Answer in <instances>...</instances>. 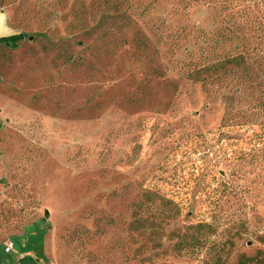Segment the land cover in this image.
I'll use <instances>...</instances> for the list:
<instances>
[{"label":"rangeland","instance_id":"obj_1","mask_svg":"<svg viewBox=\"0 0 264 264\" xmlns=\"http://www.w3.org/2000/svg\"><path fill=\"white\" fill-rule=\"evenodd\" d=\"M0 8L27 34L0 47V239L41 264H264V113L180 71L211 58V0Z\"/></svg>","mask_w":264,"mask_h":264},{"label":"trees","instance_id":"obj_2","mask_svg":"<svg viewBox=\"0 0 264 264\" xmlns=\"http://www.w3.org/2000/svg\"><path fill=\"white\" fill-rule=\"evenodd\" d=\"M249 2L211 0L215 24L207 39L211 58L183 63L180 71L192 83H202L203 91L212 98L220 97L225 110L241 111L251 119L264 113V1L254 5ZM26 38V33L13 30L0 37V47L16 50ZM37 232L39 236L46 233L43 229ZM251 262L241 259L238 264Z\"/></svg>","mask_w":264,"mask_h":264},{"label":"crops","instance_id":"obj_3","mask_svg":"<svg viewBox=\"0 0 264 264\" xmlns=\"http://www.w3.org/2000/svg\"><path fill=\"white\" fill-rule=\"evenodd\" d=\"M0 11H3V10L0 8ZM5 27L11 30L9 34L4 35V36H8L12 33L13 30L9 27L7 23V19L5 20ZM0 183H1V180H0ZM21 236L22 234L19 235L18 237H21ZM8 241L13 242L14 244V249L11 252H6L5 250L6 243ZM40 256L43 257L42 255ZM0 264H41V260L36 259L32 252L30 253L21 252V250H19V248L17 247L15 241H12L10 239H0Z\"/></svg>","mask_w":264,"mask_h":264},{"label":"clouds","instance_id":"obj_4","mask_svg":"<svg viewBox=\"0 0 264 264\" xmlns=\"http://www.w3.org/2000/svg\"><path fill=\"white\" fill-rule=\"evenodd\" d=\"M7 19V13L0 11V37L10 33V29L5 27V20Z\"/></svg>","mask_w":264,"mask_h":264},{"label":"built area","instance_id":"obj_5","mask_svg":"<svg viewBox=\"0 0 264 264\" xmlns=\"http://www.w3.org/2000/svg\"><path fill=\"white\" fill-rule=\"evenodd\" d=\"M13 249H14V244H13V242L8 241V242L6 243V247H5L6 252H11V251H13Z\"/></svg>","mask_w":264,"mask_h":264},{"label":"water","instance_id":"obj_6","mask_svg":"<svg viewBox=\"0 0 264 264\" xmlns=\"http://www.w3.org/2000/svg\"><path fill=\"white\" fill-rule=\"evenodd\" d=\"M48 217H49V212L46 211V212H45V218H48Z\"/></svg>","mask_w":264,"mask_h":264}]
</instances>
